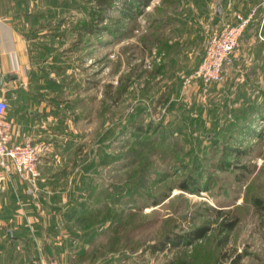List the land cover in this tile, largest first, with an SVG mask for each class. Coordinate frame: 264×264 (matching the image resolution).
<instances>
[{
  "label": "rangeland",
  "instance_id": "obj_1",
  "mask_svg": "<svg viewBox=\"0 0 264 264\" xmlns=\"http://www.w3.org/2000/svg\"><path fill=\"white\" fill-rule=\"evenodd\" d=\"M263 1L28 0L69 127L49 169L37 151V230L4 234L0 264H264V22L223 81L180 85L210 31Z\"/></svg>",
  "mask_w": 264,
  "mask_h": 264
},
{
  "label": "crops",
  "instance_id": "obj_2",
  "mask_svg": "<svg viewBox=\"0 0 264 264\" xmlns=\"http://www.w3.org/2000/svg\"><path fill=\"white\" fill-rule=\"evenodd\" d=\"M253 8L254 19L249 24H254L260 35L264 1ZM29 9L28 0H0V96L8 104L5 118L11 123V141L30 140L42 155L40 164L46 170L51 166L47 153L66 147L67 140L63 143L61 133L69 127V121L64 100L54 96L55 82L40 79L34 71L32 59L42 51L35 41L39 28H46L47 23H41ZM48 183L45 180L39 185ZM34 184L20 177L10 162L0 165V238L8 234L9 241L13 242L15 237L20 238L17 233L37 230L32 224L37 199L28 190ZM32 201L35 205L31 207Z\"/></svg>",
  "mask_w": 264,
  "mask_h": 264
},
{
  "label": "built area",
  "instance_id": "obj_3",
  "mask_svg": "<svg viewBox=\"0 0 264 264\" xmlns=\"http://www.w3.org/2000/svg\"><path fill=\"white\" fill-rule=\"evenodd\" d=\"M253 14V11L246 16L237 13L235 22L210 31L199 62L181 78L182 90L196 82L208 85L223 81L225 67L232 63L235 48ZM7 105V100L0 96V165L10 162L20 177L34 184L41 177L36 147L30 140L11 141V123L5 118Z\"/></svg>",
  "mask_w": 264,
  "mask_h": 264
},
{
  "label": "trees",
  "instance_id": "obj_4",
  "mask_svg": "<svg viewBox=\"0 0 264 264\" xmlns=\"http://www.w3.org/2000/svg\"><path fill=\"white\" fill-rule=\"evenodd\" d=\"M97 1H98L99 5H101V6L105 5V6H108V7L110 6V3L112 2V0H97ZM127 8H129V7H127ZM89 29H91V28H89ZM234 224H235V220L230 222L229 224H226L225 227L229 228V229H232ZM202 230H203V228H201V229L198 228V229L193 230L194 231L193 234L195 235V237L202 235V232H203ZM239 258H240L239 256H236L235 258L232 259L231 263L232 264H238Z\"/></svg>",
  "mask_w": 264,
  "mask_h": 264
},
{
  "label": "water",
  "instance_id": "obj_5",
  "mask_svg": "<svg viewBox=\"0 0 264 264\" xmlns=\"http://www.w3.org/2000/svg\"><path fill=\"white\" fill-rule=\"evenodd\" d=\"M217 12H219L218 8H217Z\"/></svg>",
  "mask_w": 264,
  "mask_h": 264
}]
</instances>
